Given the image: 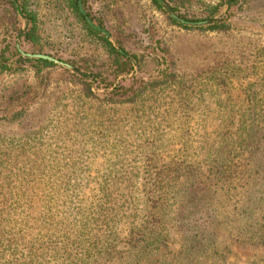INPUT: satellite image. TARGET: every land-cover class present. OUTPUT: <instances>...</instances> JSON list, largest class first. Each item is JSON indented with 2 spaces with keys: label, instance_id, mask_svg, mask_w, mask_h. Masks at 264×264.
Returning <instances> with one entry per match:
<instances>
[{
  "label": "trees",
  "instance_id": "obj_1",
  "mask_svg": "<svg viewBox=\"0 0 264 264\" xmlns=\"http://www.w3.org/2000/svg\"><path fill=\"white\" fill-rule=\"evenodd\" d=\"M3 1L21 9V35L35 42L24 1ZM59 4L57 14L103 48L112 71L128 73L131 61L140 69L136 55L88 26L77 0ZM81 7L103 27L85 0ZM217 10L203 20L176 13L193 26L168 20L225 31L227 19L212 18ZM7 62L0 51V73ZM220 64L121 82L100 97L67 75L74 90L54 102L55 114L13 110L0 128V264H264V76L244 83L245 69ZM96 152L97 169L87 162Z\"/></svg>",
  "mask_w": 264,
  "mask_h": 264
},
{
  "label": "rangeland",
  "instance_id": "obj_2",
  "mask_svg": "<svg viewBox=\"0 0 264 264\" xmlns=\"http://www.w3.org/2000/svg\"><path fill=\"white\" fill-rule=\"evenodd\" d=\"M23 1L37 27L36 41L31 43L22 37L27 23L21 9L13 12L0 0V51H4L10 66L0 73V128L8 126L6 118L13 110L21 108L29 118L54 112V102L74 90L67 75L88 83L90 93L98 97L112 92L121 82H145L172 71L207 69V62L220 67L221 60L234 64L236 69H245L249 78L241 82L264 76V0H236L234 4L229 0H163L174 15L179 12L188 19L203 20L206 10L217 7L218 13L212 18L227 19V29L219 32L198 31L196 27L183 30L169 22L163 7L156 9L149 0H85L90 13L103 22L101 28L108 33L111 46L117 49L119 42L125 51L137 56L140 69L131 61L128 73L112 71L113 60L103 48L89 44L79 26L68 24L61 13L57 14L54 0ZM55 5L61 6L59 0ZM13 48L20 56L46 55L68 67L17 62ZM97 72L111 83L109 87L102 88V79L90 78ZM205 75L208 73L201 76L202 82ZM232 85L235 88L236 81ZM101 154L96 152L94 157L90 153L87 160H93L95 169Z\"/></svg>",
  "mask_w": 264,
  "mask_h": 264
},
{
  "label": "water",
  "instance_id": "obj_3",
  "mask_svg": "<svg viewBox=\"0 0 264 264\" xmlns=\"http://www.w3.org/2000/svg\"><path fill=\"white\" fill-rule=\"evenodd\" d=\"M156 1L159 3V5H160L161 7H163V8L167 11L169 17L172 18L173 20H175V21H177V22H179V23H181V24H185V25H187V26H193V25H194L193 23L185 22V21H183V20L177 18V17H176V16H175V15H174V14L168 9V7H167L166 4L163 2V0H156ZM229 1H230V0H229ZM77 7H78V11H79V13L83 16V18H84L85 22L88 24V26L91 27L92 29H94V30L100 32L101 34H103V35L108 39V38H109L108 33H107L104 29H102L101 27H99V26H97V25H94V24L90 21V19L85 15V12H84V10H83L82 7H81V0H77ZM17 12L19 13V10H18V9H17ZM196 24H197V25H198V24H202V22H201V23H196ZM20 54H21L22 56H24V57H27V58L41 59V60H45V61H48V62H51V63H54V64L63 65V64L57 62L55 59H53V58H51V57H49V56H46V55H36V54H35V55H31V54H24V53H20ZM63 66L68 67V66H66V65H63Z\"/></svg>",
  "mask_w": 264,
  "mask_h": 264
}]
</instances>
